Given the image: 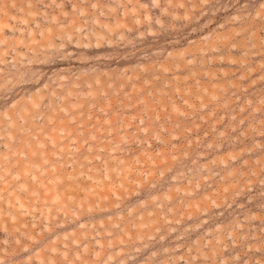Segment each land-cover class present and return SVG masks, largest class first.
<instances>
[{
  "label": "rangeland",
  "instance_id": "1",
  "mask_svg": "<svg viewBox=\"0 0 264 264\" xmlns=\"http://www.w3.org/2000/svg\"><path fill=\"white\" fill-rule=\"evenodd\" d=\"M0 264H264V0H0Z\"/></svg>",
  "mask_w": 264,
  "mask_h": 264
}]
</instances>
